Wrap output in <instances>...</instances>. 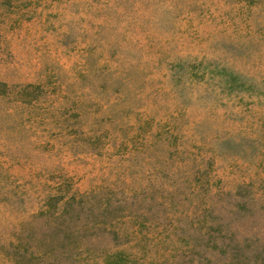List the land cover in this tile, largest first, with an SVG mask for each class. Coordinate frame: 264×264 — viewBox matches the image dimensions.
Listing matches in <instances>:
<instances>
[{
    "label": "rangeland",
    "instance_id": "rangeland-1",
    "mask_svg": "<svg viewBox=\"0 0 264 264\" xmlns=\"http://www.w3.org/2000/svg\"><path fill=\"white\" fill-rule=\"evenodd\" d=\"M0 264H264V0H0Z\"/></svg>",
    "mask_w": 264,
    "mask_h": 264
}]
</instances>
